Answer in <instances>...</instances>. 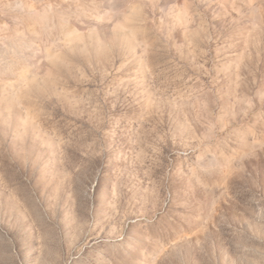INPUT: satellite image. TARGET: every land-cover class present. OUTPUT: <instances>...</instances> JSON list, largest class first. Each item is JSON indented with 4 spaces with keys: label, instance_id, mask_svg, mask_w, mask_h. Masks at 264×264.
<instances>
[{
    "label": "rangeland",
    "instance_id": "obj_1",
    "mask_svg": "<svg viewBox=\"0 0 264 264\" xmlns=\"http://www.w3.org/2000/svg\"><path fill=\"white\" fill-rule=\"evenodd\" d=\"M0 264H264V0H0Z\"/></svg>",
    "mask_w": 264,
    "mask_h": 264
}]
</instances>
